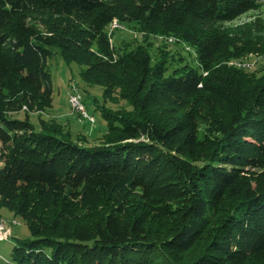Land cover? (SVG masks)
<instances>
[{"label": "trees", "instance_id": "16d2710c", "mask_svg": "<svg viewBox=\"0 0 264 264\" xmlns=\"http://www.w3.org/2000/svg\"><path fill=\"white\" fill-rule=\"evenodd\" d=\"M259 5V0H0V209L30 220L37 217L39 199L63 194L74 195L93 215L88 225L73 209L66 218L39 220L40 231L15 238L9 256L0 254V264H240L256 253L264 245V77L221 65L218 78L212 68L218 54L242 42L243 34L264 38L261 19L248 23L242 35L217 26ZM35 14L44 16L42 29L30 22ZM114 21L174 36L191 47L193 57L181 54L184 61L170 76L148 85L137 78L140 69H149L147 53L124 45L114 59L107 35ZM56 49L67 64L85 66V74L112 78L133 104L132 111L110 121L93 97L105 131H116L111 141L81 144L12 115L25 104L51 105L49 61ZM177 58L173 54L171 60ZM241 73L250 83L231 85ZM211 77L219 85H208ZM217 86L225 96L219 93L222 104L215 107L219 139L198 138L193 107L178 122L153 114L156 102L169 95L190 100L207 93L212 106ZM138 187L146 198L158 196L166 204L132 211L128 205ZM154 219L164 227L153 226Z\"/></svg>", "mask_w": 264, "mask_h": 264}, {"label": "rangeland", "instance_id": "374dc122", "mask_svg": "<svg viewBox=\"0 0 264 264\" xmlns=\"http://www.w3.org/2000/svg\"><path fill=\"white\" fill-rule=\"evenodd\" d=\"M259 2L260 5L256 10H251L240 15L233 21L218 24L217 26L221 29L229 30L233 34L242 35L244 30L248 33L249 27L246 26L248 23L256 19H261L264 22V0H259ZM43 19L44 16L35 14L33 17L31 16L30 22L42 29L45 24ZM117 22L119 25L114 26L111 22L107 27L109 47L115 52L114 59H117L119 55L117 47L124 45H131V49H133V51H138V53L139 51L143 54L147 53L148 57H151L150 66H148L149 69H140L137 78L138 80H144L148 85L153 80L162 81L170 76L174 68L184 61V59L179 60L181 54L185 59L191 60L193 57V53L188 52L192 51L191 47L174 36L144 31L137 26L121 25L119 21ZM94 49H97L96 45H94ZM97 53L99 57H103L100 50H97ZM173 54L175 57H178V60H171ZM138 56L139 54L137 57ZM79 59L81 61L83 56ZM191 63L193 66H197L195 60L191 61ZM217 63L213 66L212 70L219 75L218 78L221 77L219 66L228 65V67L237 66L240 67L239 69H245L249 71L247 74L251 73L257 75L258 79H261L264 77V38L258 41L254 40V38H250L248 34L247 36L243 34L242 42L231 47L228 52L218 54ZM49 64L53 76V96L51 105L44 107L35 106L33 109H29L25 104L21 110L12 112V115L19 118H28L34 123V128L38 131L47 130L55 132L81 144L93 146L111 141L116 131H105L107 126L106 121L96 110L93 97L97 98L98 104H104L103 109L109 112V120H115L120 115H125L128 111L134 109L133 104H131L127 98L125 99L122 97L121 87L114 84L112 78H106L103 73L97 72L95 74L92 72L85 74V66L81 67L76 62H71V64L69 63L70 65L67 64L58 49L55 50ZM139 66L140 65H137V70ZM227 75L228 72L225 71V76L227 77ZM249 80L250 78L246 76V74L241 73L235 76L231 85H235L236 87L238 86L237 83L241 82L240 84L244 85L242 87H245L250 83L248 82ZM208 81V85H219L214 77L208 78ZM126 85L128 88L132 86V84ZM230 86H225L227 89L226 91L230 90ZM217 87L218 89H216L215 97L213 95L215 104L212 106L206 104L205 98L210 96L207 93L190 100L179 97L178 95H169L156 102L153 114L156 118L164 122H178L187 114L189 115L190 108L193 107L190 114L198 132V138L200 140L219 139L220 133L215 127L217 117L216 108L222 104V97L219 93H223V86ZM73 93H78V98L80 96L82 104L86 107L92 119H94V122L82 117L73 107L69 100ZM90 96H92V98H90ZM223 98H225L224 95ZM202 99L204 100V104L201 105L200 101ZM192 102L194 105H190ZM1 145L2 142L0 141V153L2 150ZM1 164L2 160L0 157V165ZM149 199H152V201ZM165 201L166 199L158 196L146 198V196L143 195L142 188L138 187L130 198L128 206L132 211L140 210V208H144L145 206H148L151 210H155L156 208L159 209L163 204L165 205ZM37 205V217L30 220H26L18 215L16 216L12 211L6 208L0 209V216L4 219V224H7L8 230L12 235L11 237L7 235V238L0 239V254L2 256H9L15 243V238L31 237L32 233L36 234L39 232V220L44 219L50 223V221L58 215H63L66 218L69 214V210L73 209L80 223L88 225L93 221L92 212L78 203L74 195H52L47 200L43 198L39 199ZM231 208L232 206L228 207L227 212H229ZM161 211L162 210H159L157 212L161 213ZM166 219L168 220L169 218ZM30 225H32V227H29ZM152 225L157 228L159 226L164 227L157 219L152 221ZM240 264H264V245L256 253L245 258Z\"/></svg>", "mask_w": 264, "mask_h": 264}, {"label": "built area", "instance_id": "2783aa9c", "mask_svg": "<svg viewBox=\"0 0 264 264\" xmlns=\"http://www.w3.org/2000/svg\"><path fill=\"white\" fill-rule=\"evenodd\" d=\"M71 96H72V103H77V111L81 114V116L88 120H92V116L87 112L86 107L82 104L80 96L79 98L77 95H71ZM0 235L11 236V232L8 230L7 224H0Z\"/></svg>", "mask_w": 264, "mask_h": 264}, {"label": "bare ground", "instance_id": "6f19581e", "mask_svg": "<svg viewBox=\"0 0 264 264\" xmlns=\"http://www.w3.org/2000/svg\"><path fill=\"white\" fill-rule=\"evenodd\" d=\"M113 25L116 26L119 24L117 21H114ZM73 95H78V93L77 94L73 93ZM69 100H70L71 104L73 105V107L77 110V103H72V96H70ZM92 120H94V119H92ZM0 224H4V219L1 216H0ZM2 238H7V235H0V239H2Z\"/></svg>", "mask_w": 264, "mask_h": 264}]
</instances>
